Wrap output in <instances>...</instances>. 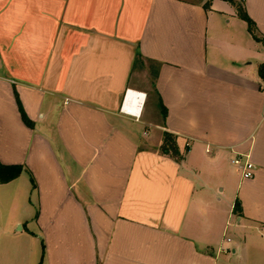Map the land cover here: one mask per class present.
<instances>
[{
  "label": "crops",
  "instance_id": "crops-1",
  "mask_svg": "<svg viewBox=\"0 0 264 264\" xmlns=\"http://www.w3.org/2000/svg\"><path fill=\"white\" fill-rule=\"evenodd\" d=\"M207 1L0 0V264H264V0Z\"/></svg>",
  "mask_w": 264,
  "mask_h": 264
},
{
  "label": "trees",
  "instance_id": "trees-1",
  "mask_svg": "<svg viewBox=\"0 0 264 264\" xmlns=\"http://www.w3.org/2000/svg\"><path fill=\"white\" fill-rule=\"evenodd\" d=\"M228 1L233 2V0ZM206 6H210V0L207 1ZM238 13L239 16L248 23L249 30L252 32L256 40L264 42V36L260 35V33L258 32L255 21L248 15L244 6L240 3L238 4ZM258 72L264 82V62L260 63ZM163 113L164 115H166V109L163 110ZM23 118L28 125H31V121L28 119L24 112ZM161 150L163 153L171 155L177 160H181L183 158V155L180 153L177 145L176 136L170 132L164 133ZM23 170L24 166L21 164H4L0 160V182L6 183L18 178L22 174ZM235 209H238V205L235 206Z\"/></svg>",
  "mask_w": 264,
  "mask_h": 264
},
{
  "label": "built area",
  "instance_id": "built-area-1",
  "mask_svg": "<svg viewBox=\"0 0 264 264\" xmlns=\"http://www.w3.org/2000/svg\"><path fill=\"white\" fill-rule=\"evenodd\" d=\"M128 112H131V109H127ZM233 163L240 166L241 168V177L243 179H249L254 177L255 175V164L252 161L250 155L248 154H239L235 159H233ZM235 208V207H234ZM228 241H230L231 239L228 238ZM221 251L223 252H228L230 251L229 248H220Z\"/></svg>",
  "mask_w": 264,
  "mask_h": 264
},
{
  "label": "rangeland",
  "instance_id": "rangeland-1",
  "mask_svg": "<svg viewBox=\"0 0 264 264\" xmlns=\"http://www.w3.org/2000/svg\"><path fill=\"white\" fill-rule=\"evenodd\" d=\"M151 106H152V104H151ZM232 167H233V169H234L235 172H237V171L240 172V167H239L238 165H233V164H232ZM237 173H238V172H237ZM25 178H26V176H25ZM21 179H22V178H21ZM230 189H231V185H229L228 190H227V193H229V190H230ZM8 198H9V195L6 194V193H4V192H2L1 189H0V200H1V199H8ZM4 205L6 206V202L4 203ZM5 206L2 208V215H3V216H4V215L7 216V214H8V208L5 207ZM18 209L21 211V214H22L23 217L27 216V215H26V210H23V207H22V208L19 207ZM19 210H18V211H19ZM18 211H17V212H18ZM18 213H19V212H18ZM5 216H4V217H5ZM0 222H1V221H0ZM0 224H1V225H0L1 227L4 226L3 221H2ZM20 224H21V223H20ZM20 224H18V225L16 226V229H21Z\"/></svg>",
  "mask_w": 264,
  "mask_h": 264
},
{
  "label": "bare ground",
  "instance_id": "bare-ground-1",
  "mask_svg": "<svg viewBox=\"0 0 264 264\" xmlns=\"http://www.w3.org/2000/svg\"><path fill=\"white\" fill-rule=\"evenodd\" d=\"M137 95H138V93H136V92H134L132 90L129 91L127 99H126L125 109L131 108V101H132V99H137ZM141 96L143 98L145 97L144 94H142ZM131 111H136L137 112L138 110L137 109H134V110L131 109Z\"/></svg>",
  "mask_w": 264,
  "mask_h": 264
}]
</instances>
